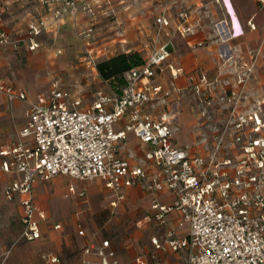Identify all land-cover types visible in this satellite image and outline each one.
Wrapping results in <instances>:
<instances>
[{"label": "crops", "instance_id": "0c3cea01", "mask_svg": "<svg viewBox=\"0 0 264 264\" xmlns=\"http://www.w3.org/2000/svg\"><path fill=\"white\" fill-rule=\"evenodd\" d=\"M94 8L93 16L79 11L55 19L54 13L64 5H42L40 0H0V29L13 41L0 47V78L22 89L26 100L8 101L0 94V149L18 141L28 144L19 131L27 122L26 110L31 102L46 103L53 83L69 93L68 102L90 104L97 90L112 93L85 55L97 64L120 53L139 52L144 56L154 46L169 42V56L156 70L153 83L160 90L144 105V112L155 118L166 115L172 128L173 141L190 157L207 161L234 160L239 147L232 143L231 121L236 113L256 111L264 122V3L259 0H77ZM180 10L192 13L193 31L185 35L158 34L155 16L165 12L176 24ZM43 19L48 25L34 38L38 46L28 48L27 26ZM223 21L221 34L215 23ZM249 22L254 27L249 26ZM240 27V29H239ZM90 28V36L84 32ZM252 66L250 77L243 83L237 76ZM127 117L114 124L123 128ZM246 131H249L248 129ZM222 137V138H221ZM222 142L218 146L217 141ZM148 145L127 133L117 147L118 155L130 165L139 166L149 175L157 169L148 163ZM0 157V161H1ZM20 177L18 173L0 174V245L8 235L9 220L24 230L21 223V200L24 195L4 196L5 187ZM72 184L85 187L87 203L75 195L66 196ZM33 198L45 219L40 220V238L11 247L3 264H81L83 248L108 239L116 251L119 264H187L184 250L155 248L152 238L161 241L168 229L179 237L187 234V225L178 227V213L165 216L163 223L153 217L151 203L170 204L174 194L167 189L149 191L135 184L117 206L110 205L100 179L80 181L58 175L50 181L37 180ZM15 223V224H14ZM12 225V227H13ZM55 225H59L55 228ZM79 231H82L80 233ZM119 240H116L117 238ZM11 260L6 262L7 257ZM39 256V260L38 257ZM56 258V262L51 259Z\"/></svg>", "mask_w": 264, "mask_h": 264}, {"label": "built area", "instance_id": "2783aa9c", "mask_svg": "<svg viewBox=\"0 0 264 264\" xmlns=\"http://www.w3.org/2000/svg\"><path fill=\"white\" fill-rule=\"evenodd\" d=\"M40 3H63L64 7L55 11V19L66 13L76 16L79 11L88 16L94 14L88 2L40 0ZM191 21L192 13L180 10L174 28L170 29V19L161 12L155 16L154 25L158 34L185 35L193 31ZM222 24L223 21L215 23L220 34ZM47 25L40 18L28 24L30 50L38 46L34 38ZM249 26L253 28L254 24L249 22ZM91 31L88 28L84 35L90 36ZM12 42L8 32L0 29V47ZM169 54L168 41L152 47L144 56L143 64L128 71L126 84L119 94L97 90L91 103L82 106L80 101L69 103L68 91L55 82L46 103L29 104L27 122L19 136L30 137L31 142L18 141L0 149V174L20 175L5 187L4 196L11 199L14 193L24 195L21 200L24 240L40 238V220L45 219V213L38 209L33 198L34 183L67 175L80 181L100 179L112 207L135 184L155 193L170 190L174 194L170 204L152 201L153 217L163 223L167 214L176 212L180 217L177 226L187 225V234L179 237L176 230L168 229L161 241L153 237L152 244L157 249L186 251L187 264H264V122L256 111L234 115L230 122L232 143L239 147V155L234 160L190 157L175 145L166 115L155 118L144 112L150 96L160 90L153 78ZM85 59L96 67L89 54ZM251 73L252 66L238 74L237 82L243 83ZM0 94L8 101L26 100L22 89L1 78ZM125 116L126 123L116 131L114 124ZM127 133L148 145L144 158L157 169V174L149 175L118 155L119 142ZM221 142V139L217 141L218 146ZM65 194L75 195L87 203L85 187L77 189L69 184ZM82 252L96 260L84 258L81 264H119L108 239L92 242ZM136 260L138 264H145L139 257Z\"/></svg>", "mask_w": 264, "mask_h": 264}, {"label": "trees", "instance_id": "16d2710c", "mask_svg": "<svg viewBox=\"0 0 264 264\" xmlns=\"http://www.w3.org/2000/svg\"><path fill=\"white\" fill-rule=\"evenodd\" d=\"M143 62L144 55L139 52L120 53L97 63L96 68L113 93L119 94L126 84L128 71L142 65Z\"/></svg>", "mask_w": 264, "mask_h": 264}, {"label": "rangeland", "instance_id": "374dc122", "mask_svg": "<svg viewBox=\"0 0 264 264\" xmlns=\"http://www.w3.org/2000/svg\"><path fill=\"white\" fill-rule=\"evenodd\" d=\"M239 29H240V27H239ZM0 221H2V219H0ZM13 222L14 221L9 220V225L11 223L10 229H11V232L14 231L16 233L13 236L12 235H8L5 238L6 240L3 242V244L0 245V260H2V258L6 257V255H7L6 252L8 250H10L11 247H15L16 245H21V244H24V243L26 244L27 243V241H22V240L18 239V234H19L18 229L19 228H16V226L13 225ZM12 225H13V227H12ZM119 238H117L116 240H119ZM37 257H38V260H39V256H37ZM9 260H11L10 256L7 257L6 262L9 261Z\"/></svg>", "mask_w": 264, "mask_h": 264}]
</instances>
